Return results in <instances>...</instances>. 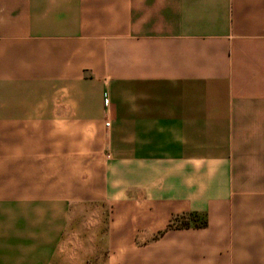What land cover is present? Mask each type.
<instances>
[{"label": "crops", "instance_id": "obj_1", "mask_svg": "<svg viewBox=\"0 0 264 264\" xmlns=\"http://www.w3.org/2000/svg\"><path fill=\"white\" fill-rule=\"evenodd\" d=\"M0 264H264V0H0Z\"/></svg>", "mask_w": 264, "mask_h": 264}, {"label": "trees", "instance_id": "obj_2", "mask_svg": "<svg viewBox=\"0 0 264 264\" xmlns=\"http://www.w3.org/2000/svg\"><path fill=\"white\" fill-rule=\"evenodd\" d=\"M190 224L200 227L206 224V220L195 213H190L186 215L175 216L169 222L168 227H188Z\"/></svg>", "mask_w": 264, "mask_h": 264}, {"label": "built area", "instance_id": "obj_3", "mask_svg": "<svg viewBox=\"0 0 264 264\" xmlns=\"http://www.w3.org/2000/svg\"><path fill=\"white\" fill-rule=\"evenodd\" d=\"M105 104L107 105V104H108V102H105Z\"/></svg>", "mask_w": 264, "mask_h": 264}]
</instances>
